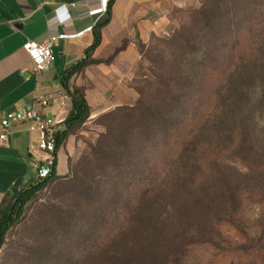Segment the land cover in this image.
Listing matches in <instances>:
<instances>
[{"label":"trees","instance_id":"trees-1","mask_svg":"<svg viewBox=\"0 0 264 264\" xmlns=\"http://www.w3.org/2000/svg\"><path fill=\"white\" fill-rule=\"evenodd\" d=\"M112 3L64 76L71 106L56 131L53 172L14 187L0 249L28 204L60 178L58 149L91 116L84 87L68 81L114 57L93 58ZM191 23L152 60L154 94L140 91L135 104L99 117L105 130L79 183V209L96 230L76 234L62 264H264V0H205ZM67 225L59 223L70 232Z\"/></svg>","mask_w":264,"mask_h":264},{"label":"crops","instance_id":"crops-1","mask_svg":"<svg viewBox=\"0 0 264 264\" xmlns=\"http://www.w3.org/2000/svg\"><path fill=\"white\" fill-rule=\"evenodd\" d=\"M110 0H108L109 5ZM178 0H113L111 19L101 29L102 39L93 58L108 59L93 63L73 74L71 87H84L87 101L101 106L106 94L128 81L132 65L138 62V39L146 38L162 25L159 16L163 8ZM100 7V0H0V111L17 110L32 104L35 96H52L49 117L66 116L70 99L64 87L67 70L85 56L95 39L94 28L106 18V12L90 14ZM63 8L62 12H58ZM58 37L53 46L54 60L44 70L35 73L33 62L24 49L28 40L43 42ZM126 78V79H125ZM102 97V98H101ZM103 100V101H102ZM96 105V106H97ZM0 123V132L2 131ZM57 129H63L59 124ZM37 134L29 130L26 121L12 123L8 131L9 147L0 146V216L10 200L14 187L36 176L34 161L39 151L32 149ZM69 139L57 152V174L68 172Z\"/></svg>","mask_w":264,"mask_h":264},{"label":"rangeland","instance_id":"rangeland-1","mask_svg":"<svg viewBox=\"0 0 264 264\" xmlns=\"http://www.w3.org/2000/svg\"><path fill=\"white\" fill-rule=\"evenodd\" d=\"M204 1L178 0L163 8L158 20H161L162 25L157 31H152L150 36L136 42L139 59L132 65L129 80L118 84L114 94H106L107 98L105 101L102 100L101 106L95 104L94 100H98L102 94H94L90 118L69 137L68 172L60 175V178L41 191L38 197L28 204L24 215L8 231L0 249V264H62L68 257L73 258L71 251L75 249L71 245L76 243L77 239L73 240L75 235L82 231L96 230L90 228L89 221L83 219V213L79 209L83 208L79 205L81 200L79 183H82L85 177H90L92 172L91 165L86 159L90 155L89 146L95 144L105 130L99 117L120 105L135 104L142 94L140 91L144 94H154L148 85L153 74L152 60L158 59L165 41L173 38L177 30L184 26L191 28L193 13ZM74 179L77 182L66 184ZM60 222L68 224L67 228L70 227L71 231L61 228ZM108 247L112 253L120 257L126 254L124 246L113 247L110 242Z\"/></svg>","mask_w":264,"mask_h":264},{"label":"built area","instance_id":"built-area-1","mask_svg":"<svg viewBox=\"0 0 264 264\" xmlns=\"http://www.w3.org/2000/svg\"><path fill=\"white\" fill-rule=\"evenodd\" d=\"M108 0H100V7L90 11V14H101L107 11ZM63 8L58 12H62ZM66 34L60 36H50L43 42L28 40L24 44V49L29 54L33 62V71L38 73L47 68L54 60L53 46L58 37H65ZM65 98L68 95L65 94ZM52 96H35L32 104L27 107L13 111H8L4 115L0 111V123L2 131L0 132V146L9 147L8 131L14 122L26 121L29 124V130L37 134L36 144L32 145V149L39 151L33 165L38 178H46L53 172L55 165V156L53 152L56 149L57 142V126L63 124L66 116L49 117L45 113V109L50 107Z\"/></svg>","mask_w":264,"mask_h":264}]
</instances>
